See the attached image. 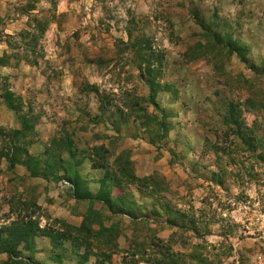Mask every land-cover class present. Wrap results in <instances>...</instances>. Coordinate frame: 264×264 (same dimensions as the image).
I'll return each mask as SVG.
<instances>
[{
    "label": "rangeland",
    "instance_id": "1",
    "mask_svg": "<svg viewBox=\"0 0 264 264\" xmlns=\"http://www.w3.org/2000/svg\"><path fill=\"white\" fill-rule=\"evenodd\" d=\"M7 251L264 264V0H0Z\"/></svg>",
    "mask_w": 264,
    "mask_h": 264
},
{
    "label": "trees",
    "instance_id": "2",
    "mask_svg": "<svg viewBox=\"0 0 264 264\" xmlns=\"http://www.w3.org/2000/svg\"><path fill=\"white\" fill-rule=\"evenodd\" d=\"M9 38V37H8ZM9 163H10V161H9ZM29 235L32 237V234L31 233H29ZM1 253H5V254H7L8 255V261L9 262H7L6 264H25V263H23V262H18V261H16L15 260V255H14V253L13 252H0V254Z\"/></svg>",
    "mask_w": 264,
    "mask_h": 264
},
{
    "label": "built area",
    "instance_id": "3",
    "mask_svg": "<svg viewBox=\"0 0 264 264\" xmlns=\"http://www.w3.org/2000/svg\"><path fill=\"white\" fill-rule=\"evenodd\" d=\"M65 184H67V183H65Z\"/></svg>",
    "mask_w": 264,
    "mask_h": 264
}]
</instances>
